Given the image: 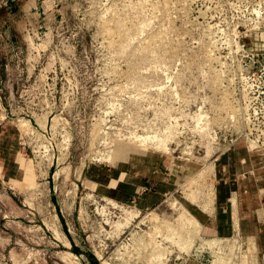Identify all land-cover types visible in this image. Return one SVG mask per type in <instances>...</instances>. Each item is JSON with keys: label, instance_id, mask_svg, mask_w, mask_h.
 Returning a JSON list of instances; mask_svg holds the SVG:
<instances>
[{"label": "rangeland", "instance_id": "obj_1", "mask_svg": "<svg viewBox=\"0 0 264 264\" xmlns=\"http://www.w3.org/2000/svg\"><path fill=\"white\" fill-rule=\"evenodd\" d=\"M263 62L264 0H0V92L28 159L0 179V264H264V207L221 244L191 210L221 151L264 163L242 79ZM122 165L160 170L153 203L147 182L107 194Z\"/></svg>", "mask_w": 264, "mask_h": 264}, {"label": "crops", "instance_id": "obj_2", "mask_svg": "<svg viewBox=\"0 0 264 264\" xmlns=\"http://www.w3.org/2000/svg\"><path fill=\"white\" fill-rule=\"evenodd\" d=\"M3 99L4 96L0 92V179H15L20 171L24 172L28 159L25 160L27 153L23 150L25 147L20 145V132L8 118ZM234 147L235 144H232L229 149L221 151L212 161L214 172L209 184L210 201L208 204L204 207L196 205L191 209L199 223V230L206 233L204 236L208 239H213L219 244L223 238H227H222V236L230 232L236 212L243 223L248 222L250 216L254 218L264 207V201H261L263 197L260 198V195L264 193V184L261 181L256 182L261 178L260 169L257 167L264 166V163L261 160H254L251 157L252 154L244 148L235 150ZM140 167L142 168L138 171H128L125 165L118 169L108 168L107 194H112L115 198L130 200L131 197L139 196L137 190L147 182L154 188L147 189L151 193L140 192L143 197L139 196L137 201L141 206L153 203L154 194H160L164 189L163 182L159 178L160 170L148 175L147 167L145 165ZM253 195L255 200L252 202L250 199ZM251 203L254 205L251 206ZM67 241L70 245V241L68 239ZM195 259L198 261L197 258Z\"/></svg>", "mask_w": 264, "mask_h": 264}, {"label": "built area", "instance_id": "obj_3", "mask_svg": "<svg viewBox=\"0 0 264 264\" xmlns=\"http://www.w3.org/2000/svg\"><path fill=\"white\" fill-rule=\"evenodd\" d=\"M243 76L248 147L264 149V62Z\"/></svg>", "mask_w": 264, "mask_h": 264}, {"label": "bare ground", "instance_id": "obj_4", "mask_svg": "<svg viewBox=\"0 0 264 264\" xmlns=\"http://www.w3.org/2000/svg\"><path fill=\"white\" fill-rule=\"evenodd\" d=\"M20 123H23V122H20ZM22 125H24L25 126V124L23 123ZM22 127V126H21ZM25 129H30L29 128V126H28V128H26L25 127ZM157 136V135H156ZM144 138L145 137H148V141H147V144H149V145H152V146H155V147H163V148H165L164 146H165V143H164V140L162 139V138H157V137H155L154 135H152V136H143ZM111 155H116V152H113V154H111ZM111 155H109V157H108V159L110 158L111 159ZM89 193V192H88ZM121 213V212H120ZM120 247V246H119ZM65 258V257H64ZM107 264H108V262H107Z\"/></svg>", "mask_w": 264, "mask_h": 264}]
</instances>
